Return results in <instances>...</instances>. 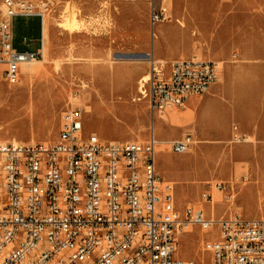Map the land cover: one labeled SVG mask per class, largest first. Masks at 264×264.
<instances>
[{
	"label": "rangeland",
	"instance_id": "rangeland-1",
	"mask_svg": "<svg viewBox=\"0 0 264 264\" xmlns=\"http://www.w3.org/2000/svg\"><path fill=\"white\" fill-rule=\"evenodd\" d=\"M160 7L167 8L168 18L153 22V8ZM41 24V16L15 15V46L37 49ZM45 24L44 58L26 63L18 83L2 79L0 72V139H56L63 111L77 94L85 110L83 136L96 132L102 140H146L155 131L165 148L158 164L174 184L179 208L211 210L202 194L208 182H222L224 191L213 189L216 216L235 211L264 216V147L240 133L238 110L229 113L226 100L218 94L203 99L204 94L160 117L138 98L153 60L169 70L177 58L198 56L236 69L246 48L264 58V0H61ZM174 54L180 56L167 58ZM232 80L233 85L227 78L224 95L233 86L238 109V85ZM220 110L223 121L211 127L207 121ZM189 133L195 138L190 150L174 152L171 142ZM216 231L195 227L183 233L179 254L208 264L202 243Z\"/></svg>",
	"mask_w": 264,
	"mask_h": 264
},
{
	"label": "built area",
	"instance_id": "built-area-1",
	"mask_svg": "<svg viewBox=\"0 0 264 264\" xmlns=\"http://www.w3.org/2000/svg\"><path fill=\"white\" fill-rule=\"evenodd\" d=\"M61 0H0V72L18 83L23 63L44 58L14 44L15 15H46ZM165 7L153 8V22L165 19ZM27 40V38H25ZM220 61L198 56L178 58L170 69L151 61L141 78L139 99L153 115L184 108L217 82ZM63 111L59 134L50 141L0 139V264H197L179 254L183 233L199 227L208 264H264V216L238 211L216 216L208 182L203 205L181 209L174 184L158 164L160 140H102L83 136L85 110L73 96ZM193 134L171 142L176 153L190 150Z\"/></svg>",
	"mask_w": 264,
	"mask_h": 264
},
{
	"label": "crops",
	"instance_id": "crops-1",
	"mask_svg": "<svg viewBox=\"0 0 264 264\" xmlns=\"http://www.w3.org/2000/svg\"><path fill=\"white\" fill-rule=\"evenodd\" d=\"M44 34L45 21H42L39 34L40 46L37 49L25 51L38 50L42 45V41H44ZM239 55L240 59L236 69H233L232 66L228 67V65L224 68L221 67L217 82L205 93L206 95L203 99L209 95L218 94L223 101L226 100L224 86L227 83V78L229 79V84L232 78L236 79L238 85L239 131L243 135L250 134L253 136L256 147H264V58H259L254 50L247 48L242 50ZM179 56L174 54L167 58L174 59ZM196 97H193V99ZM223 119L224 113L220 110L212 113L207 122L211 127H214L215 124L223 121Z\"/></svg>",
	"mask_w": 264,
	"mask_h": 264
},
{
	"label": "bare ground",
	"instance_id": "bare-ground-1",
	"mask_svg": "<svg viewBox=\"0 0 264 264\" xmlns=\"http://www.w3.org/2000/svg\"><path fill=\"white\" fill-rule=\"evenodd\" d=\"M167 9V8H166ZM166 17L168 18V15L167 16H165V19H166ZM164 19V20H165ZM48 34H49V31H48V27L46 26V24H45V34H44V36H45V38H44V53L46 52V50H47V46H48V43H47V37H48ZM26 63H29V62H24L22 65L24 66V65H26ZM28 66V65H27ZM27 73H31V71H32V69H31V67H27ZM230 84L231 85H233V80L230 82ZM232 88L230 89V91H229V95H228V97L226 98V103H227V109H228V111H229V113H232V112H234V111H237L238 109H237V106H236V104H235V102H234V97H233V86H231ZM4 99V98H3ZM166 146V145H165ZM165 150V148L164 147H162V145L161 146H159V151H164ZM214 211L216 212V208L214 209Z\"/></svg>",
	"mask_w": 264,
	"mask_h": 264
}]
</instances>
